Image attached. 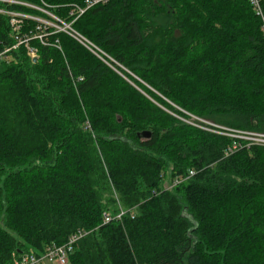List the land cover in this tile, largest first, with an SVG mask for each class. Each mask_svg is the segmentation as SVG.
I'll return each instance as SVG.
<instances>
[{
  "label": "trees",
  "instance_id": "1",
  "mask_svg": "<svg viewBox=\"0 0 264 264\" xmlns=\"http://www.w3.org/2000/svg\"><path fill=\"white\" fill-rule=\"evenodd\" d=\"M85 1L0 0L30 18L15 34L0 13V264L78 232L70 264H264V149L226 156L232 139L181 120L264 133L250 1L110 0L75 21ZM49 14L114 69L66 33L33 39Z\"/></svg>",
  "mask_w": 264,
  "mask_h": 264
},
{
  "label": "built area",
  "instance_id": "2",
  "mask_svg": "<svg viewBox=\"0 0 264 264\" xmlns=\"http://www.w3.org/2000/svg\"><path fill=\"white\" fill-rule=\"evenodd\" d=\"M110 0H86L83 6H75L71 12V16L76 18L77 21L80 17H82L87 11L90 9L105 5ZM251 5L253 6L256 14L260 17L262 22V31L264 33V9L262 2L264 0H249ZM4 13V12H0ZM10 17L11 27L15 34H19L24 21L30 19L24 15L15 14V13H4ZM50 15V14H49ZM55 21H43L39 20L41 25L38 27V34L34 35L33 39L39 40L42 45H47V39L53 32H50V29H54L56 32H63L71 36L74 40L80 43L83 47H85L88 51H90L94 56L100 59L102 62L110 66L114 69L111 62L115 64V62L102 50H100L93 43L88 41L86 38L78 34L73 28L71 24H66L60 21L58 18L50 15ZM74 21V22H75ZM50 32V34H49ZM30 38H19L17 37V45L13 47V49H18L21 45H26L28 47ZM11 50H6L0 53V64L4 61H8V54ZM30 56L32 58L37 57V52L29 48ZM214 127H217L214 125ZM216 131L212 129H208L209 132H214L217 135L227 137L234 141L233 146L228 148L226 151V156H231L235 152L249 149L252 147L263 148L264 149V133H256V132H246V131H237L231 130L223 127H217ZM195 175V172H190L189 176L186 178H179L174 182L173 186H177L182 184L183 182L189 180L191 177ZM124 214L119 215L117 218L121 219ZM113 218L109 214L104 215V225L109 224ZM87 232H78L75 235L71 236L67 243L63 246L52 245L49 246L45 253L42 255L36 254H24L22 255L15 264H70L69 258L73 254L75 246L88 235Z\"/></svg>",
  "mask_w": 264,
  "mask_h": 264
},
{
  "label": "rangeland",
  "instance_id": "3",
  "mask_svg": "<svg viewBox=\"0 0 264 264\" xmlns=\"http://www.w3.org/2000/svg\"><path fill=\"white\" fill-rule=\"evenodd\" d=\"M49 34H50V32H49ZM92 43V42H91ZM37 58V57H36ZM188 117H189V115H188ZM181 119V118H180ZM181 120H183V121H185V122H187L188 124H192V125H194V126H197V127H204V128H202V129H204V130H208V128H210V129H212L213 131H216L217 129V127H219V126H217V127H214V124L212 123V122H210V121H206V120H201V119H198V118H196V117H194V116H190L189 117V121L187 120H184V119H181ZM216 126V125H215ZM211 133H213L214 134V132H211Z\"/></svg>",
  "mask_w": 264,
  "mask_h": 264
},
{
  "label": "water",
  "instance_id": "4",
  "mask_svg": "<svg viewBox=\"0 0 264 264\" xmlns=\"http://www.w3.org/2000/svg\"><path fill=\"white\" fill-rule=\"evenodd\" d=\"M139 137L142 139H149L151 137V134L148 132H144V133H141Z\"/></svg>",
  "mask_w": 264,
  "mask_h": 264
}]
</instances>
